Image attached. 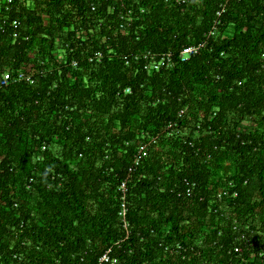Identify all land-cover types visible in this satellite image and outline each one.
Masks as SVG:
<instances>
[{
    "label": "trees",
    "instance_id": "16d2710c",
    "mask_svg": "<svg viewBox=\"0 0 264 264\" xmlns=\"http://www.w3.org/2000/svg\"><path fill=\"white\" fill-rule=\"evenodd\" d=\"M2 75L0 264H264V0H15Z\"/></svg>",
    "mask_w": 264,
    "mask_h": 264
},
{
    "label": "built area",
    "instance_id": "2783aa9c",
    "mask_svg": "<svg viewBox=\"0 0 264 264\" xmlns=\"http://www.w3.org/2000/svg\"><path fill=\"white\" fill-rule=\"evenodd\" d=\"M14 1L15 0H0V15L3 16L4 14L11 12L13 9V6H14ZM224 8H222V13L225 11ZM13 26L17 30L20 26L19 22L14 21ZM15 36H17V35H15ZM194 51H195L194 48H188L184 52H182L181 56H182V58H185L187 55L192 54ZM99 55H100L99 57L102 58V55L101 54H99ZM154 68L158 70L160 68V64H154ZM11 78L12 77L10 75H2V77L0 78V90L3 87L9 86L10 82L13 80V79L11 80ZM127 92L130 93V90H127ZM123 188H125V185H123ZM125 190H126V188H125ZM98 264H118V260L116 258H112L109 255V253H107L103 257L100 258Z\"/></svg>",
    "mask_w": 264,
    "mask_h": 264
}]
</instances>
